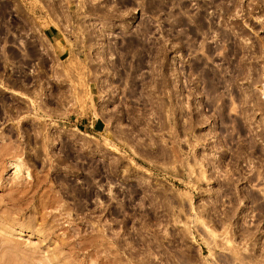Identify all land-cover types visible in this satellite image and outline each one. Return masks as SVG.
<instances>
[{"label": "rangeland", "instance_id": "obj_1", "mask_svg": "<svg viewBox=\"0 0 264 264\" xmlns=\"http://www.w3.org/2000/svg\"><path fill=\"white\" fill-rule=\"evenodd\" d=\"M0 264H264V0H0Z\"/></svg>", "mask_w": 264, "mask_h": 264}, {"label": "crops", "instance_id": "obj_2", "mask_svg": "<svg viewBox=\"0 0 264 264\" xmlns=\"http://www.w3.org/2000/svg\"><path fill=\"white\" fill-rule=\"evenodd\" d=\"M83 125L84 130H88L90 132H101L105 127V121L103 117H95L91 119H86L84 123H81Z\"/></svg>", "mask_w": 264, "mask_h": 264}]
</instances>
